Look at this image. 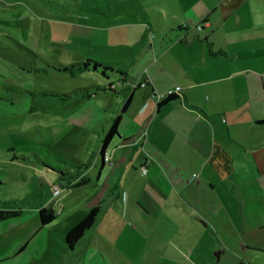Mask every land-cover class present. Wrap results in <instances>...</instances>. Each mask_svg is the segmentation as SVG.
<instances>
[{
    "label": "crops",
    "instance_id": "1",
    "mask_svg": "<svg viewBox=\"0 0 264 264\" xmlns=\"http://www.w3.org/2000/svg\"><path fill=\"white\" fill-rule=\"evenodd\" d=\"M198 2L197 26L177 21L157 70L126 91L119 134L71 180L98 185L85 198L96 221L68 246L88 264H264V212L247 211V192L263 197L246 186L264 185V0Z\"/></svg>",
    "mask_w": 264,
    "mask_h": 264
},
{
    "label": "rangeland",
    "instance_id": "2",
    "mask_svg": "<svg viewBox=\"0 0 264 264\" xmlns=\"http://www.w3.org/2000/svg\"><path fill=\"white\" fill-rule=\"evenodd\" d=\"M198 1L0 0V210H22L0 218V264H88L64 235L98 185H54L56 172L39 159L62 170L90 165L126 91L175 41L177 21L197 26L195 11L206 8ZM246 186L263 197L247 192V211L264 212V185ZM50 202L60 214L43 226L39 210Z\"/></svg>",
    "mask_w": 264,
    "mask_h": 264
},
{
    "label": "trees",
    "instance_id": "3",
    "mask_svg": "<svg viewBox=\"0 0 264 264\" xmlns=\"http://www.w3.org/2000/svg\"><path fill=\"white\" fill-rule=\"evenodd\" d=\"M205 21H202L200 24L204 25ZM90 62L92 63V60L89 59L87 63H85V69L89 68ZM96 69L97 67H106V65H103L99 62H94ZM147 84V83H146ZM178 97L177 92L173 93H167L166 96L160 101L159 105H162L168 101L174 100ZM130 102V99L127 100L126 105ZM126 105L123 107V109L126 108ZM119 122H120V115L113 121L105 139L104 144L102 148V153L105 152L107 145L109 141L112 139V137L116 134H119ZM105 155V154H104ZM41 162H43L44 168H51L54 172H56V178H58L59 184L62 183V185L65 187V185H68V188H77L89 180L86 178H82L79 181L72 182L71 180L76 179V172L77 171H68V170H62L60 168H57L54 164H48L42 159H39ZM100 207L98 204H94L90 207L89 211L86 213V215L78 221L71 229H69L65 235L64 238L66 240L67 245L70 248H73L75 244L84 236L86 231L90 229L93 224L96 221V218L99 214ZM22 213L21 209H15V210H0V218H5L7 216H14V215H20ZM40 222L41 225L45 226L50 224L52 221H54L57 218L58 212L52 205H43L40 210Z\"/></svg>",
    "mask_w": 264,
    "mask_h": 264
},
{
    "label": "built area",
    "instance_id": "4",
    "mask_svg": "<svg viewBox=\"0 0 264 264\" xmlns=\"http://www.w3.org/2000/svg\"><path fill=\"white\" fill-rule=\"evenodd\" d=\"M198 28H202V25L199 24V25H198ZM146 83H147V81L141 83V85L144 86V85H146ZM180 90H181V86H177V87H175V88H172V89L168 90L167 93L169 94V93H173V92H178V91H180ZM105 158H106L107 160H110V158L108 157L107 154H105ZM142 170H143V173H147V172H148V168H147L146 166H144V167L142 168ZM60 191H61V189L57 187V188H56V191H55V194L60 193Z\"/></svg>",
    "mask_w": 264,
    "mask_h": 264
}]
</instances>
